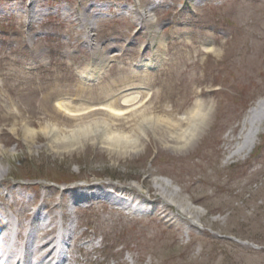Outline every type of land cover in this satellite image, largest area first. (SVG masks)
<instances>
[{"label":"rangeland","instance_id":"obj_1","mask_svg":"<svg viewBox=\"0 0 264 264\" xmlns=\"http://www.w3.org/2000/svg\"><path fill=\"white\" fill-rule=\"evenodd\" d=\"M155 52L161 58L148 77L162 85L154 89V114L175 122L197 102L210 104L187 149L158 141L152 130L126 155L99 136L73 149L50 147L42 130L46 92L33 90L64 88L73 105L92 96L107 103L135 97V87L146 84L137 65H150ZM82 78L91 83L82 87ZM261 101L264 0H0V216L12 213V197L37 203L45 196L49 229L69 223L76 238L87 237L88 258L78 264H264V125L255 148L231 156L252 129L244 118ZM137 104L122 107L130 112ZM93 113L61 125L103 116ZM133 123L125 128L135 135L141 120ZM26 127L37 136L26 137ZM80 185H101L104 200L69 210L61 190ZM150 188L176 208L159 203ZM49 206L58 215L53 224ZM19 208L13 205V222L24 221Z\"/></svg>","mask_w":264,"mask_h":264},{"label":"bare ground","instance_id":"obj_2","mask_svg":"<svg viewBox=\"0 0 264 264\" xmlns=\"http://www.w3.org/2000/svg\"><path fill=\"white\" fill-rule=\"evenodd\" d=\"M149 25L152 26V22H149ZM90 49L91 47H89V50ZM159 54V52H155V59L151 61L153 63L152 65H155L156 59L161 58ZM141 71V73H138V77L143 78L146 76V84L144 83L145 86H143V88L141 89L136 87L135 89H137L138 91L135 92V97H126L124 105H122L124 108H127V106H130V103L133 105L138 103L137 105H139V107L136 108V110L138 109L137 111L135 110L127 112L128 109H126L125 111L123 107L118 104L117 99H114L110 103H105V99H103L102 101L99 96H92L90 100L80 101V103L83 102L82 105H73V102L69 104L66 100L68 99L66 97L69 96V92L68 90L61 87L50 90L49 87L46 86L38 91L33 90V94L46 92L43 96L41 107L44 108V117L48 119L49 122L47 126L42 130L43 133L45 132V135L51 140L50 147L60 148L67 146L73 149L74 146H81L84 142L88 143V141H90V139L94 136H99L101 138V145H105L108 148L114 150L118 149L121 151V154L126 155L130 152H138L139 145L143 141V138L140 134L143 133V135L146 136V132L148 130H152L154 135L157 136L158 141L167 143L168 145H172L177 150L187 149L188 146L199 136L200 131L207 123L211 113L210 104H208L206 101H200L199 103L197 102V109H194L189 117L187 116L186 118L176 120L175 122L170 119L164 118L160 114L156 115L154 114L157 110L154 109L156 105L152 106V104H154V96L157 95V93L154 92V89L157 86H161L162 82H160V85H158L157 83L154 84L148 77L149 74L152 73H145V71L143 70ZM86 83L90 82L85 81L84 84H81V86L85 87ZM142 89L145 91H141ZM145 92L147 93V96L143 95L145 94ZM71 98L72 96L69 99ZM143 99L145 100L144 102ZM50 102L51 110L47 111L50 109ZM115 106L118 110L115 108ZM22 110V108H19L17 110L18 113L16 112V114H18V116H20L19 118L21 119L23 118ZM91 113H103V116L96 115L97 117H93L91 119L92 121H94L91 124H73L71 128L67 127V129H65L66 125H64L65 127L61 125L62 123L71 124L70 120H79L82 118V115L88 116ZM162 113H164L163 110ZM165 113H167V115L170 114L169 110ZM125 115H129V117H123ZM60 117H65L67 119L62 120L60 119ZM139 120H141V123L139 124V126H137V133L135 135L132 133V131L126 132L125 127L128 122L137 123ZM31 121L32 119H29V122L34 126H37L39 124ZM244 124H251L252 129H250V132H248L245 137L240 140L242 144L232 150V157L237 155L238 152L241 153L243 151H246L247 147L252 149L256 147V140L261 134L260 128L262 125H264V101L257 103L255 107L251 108L250 112L244 118ZM184 125L187 126L185 129H183ZM24 131H26V137H28L30 140L32 139V137L37 136V132L35 130L28 129L26 127ZM158 184H162L164 187H167L163 182H158ZM93 187H95L94 189L96 190L102 188L101 185H96ZM84 188L85 187H78L76 188V190H81ZM152 191L155 193V197L159 203L163 200L168 208H176L171 204L170 201H172V199H170L169 196L164 193L159 194L156 189L150 188L149 193H151ZM70 193H73V190H70ZM12 198H14V201H12L13 204H21L22 202L26 201V197ZM87 198V194L78 195L77 193H75L72 197V202L78 203L79 201L86 200ZM114 199L116 200V198ZM28 202L30 203L31 201ZM67 207L69 210L71 209L70 204ZM55 209L56 208L52 206L49 209L50 215L52 216V224L55 223L56 219L58 218ZM179 212L183 214L180 210ZM66 213L67 211H65V214ZM36 216L42 219L39 209L34 211L33 215L30 216L32 222L36 221ZM55 226L56 223L51 227ZM37 227L39 230H42L44 235L38 237V239L32 243V247L34 249V251L32 252V256H34L37 260L35 264H48L47 259L45 260L44 258L55 257L57 249L55 247L56 239L48 236L47 227H40L39 225ZM3 229V235L0 237V247H2V244L7 241L10 236H15V240L12 243H10V239L8 240L7 245L10 246V252L7 256L6 264H17V262L20 261L18 255L22 254V250H20L19 248L21 229L13 227V224L11 222H8L5 226H3ZM68 235L69 237H72L71 228L68 230Z\"/></svg>","mask_w":264,"mask_h":264}]
</instances>
